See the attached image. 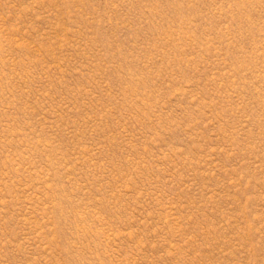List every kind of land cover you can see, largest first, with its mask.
I'll list each match as a JSON object with an SVG mask.
<instances>
[{
	"label": "rangeland",
	"instance_id": "obj_1",
	"mask_svg": "<svg viewBox=\"0 0 264 264\" xmlns=\"http://www.w3.org/2000/svg\"><path fill=\"white\" fill-rule=\"evenodd\" d=\"M0 264H264V0H0Z\"/></svg>",
	"mask_w": 264,
	"mask_h": 264
}]
</instances>
